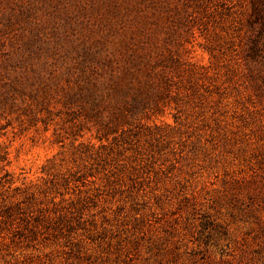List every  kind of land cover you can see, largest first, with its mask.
<instances>
[{
    "label": "rangeland",
    "instance_id": "374dc122",
    "mask_svg": "<svg viewBox=\"0 0 264 264\" xmlns=\"http://www.w3.org/2000/svg\"><path fill=\"white\" fill-rule=\"evenodd\" d=\"M0 264H264V0H0Z\"/></svg>",
    "mask_w": 264,
    "mask_h": 264
}]
</instances>
